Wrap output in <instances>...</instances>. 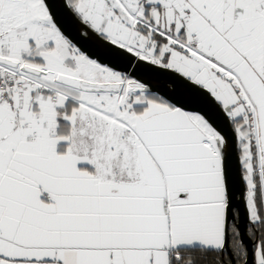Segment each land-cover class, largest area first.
Instances as JSON below:
<instances>
[{"label": "snow or ice", "instance_id": "1", "mask_svg": "<svg viewBox=\"0 0 264 264\" xmlns=\"http://www.w3.org/2000/svg\"><path fill=\"white\" fill-rule=\"evenodd\" d=\"M0 264H264V0H0Z\"/></svg>", "mask_w": 264, "mask_h": 264}]
</instances>
